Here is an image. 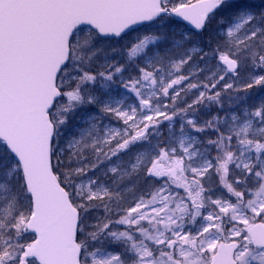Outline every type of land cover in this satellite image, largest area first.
Listing matches in <instances>:
<instances>
[{
  "label": "snow or ice",
  "instance_id": "snow-or-ice-1",
  "mask_svg": "<svg viewBox=\"0 0 264 264\" xmlns=\"http://www.w3.org/2000/svg\"><path fill=\"white\" fill-rule=\"evenodd\" d=\"M0 264H264V0H0Z\"/></svg>",
  "mask_w": 264,
  "mask_h": 264
}]
</instances>
